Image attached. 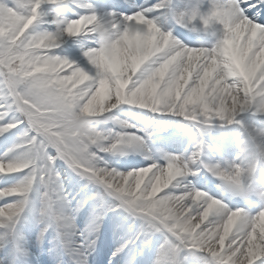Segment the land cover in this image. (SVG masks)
Listing matches in <instances>:
<instances>
[{
  "label": "snow or ice",
  "instance_id": "obj_1",
  "mask_svg": "<svg viewBox=\"0 0 264 264\" xmlns=\"http://www.w3.org/2000/svg\"><path fill=\"white\" fill-rule=\"evenodd\" d=\"M209 2L227 22L215 48L190 46L189 38L162 31L152 16L163 5L149 8L147 0L122 17H101L86 0H11V7L0 0V135L15 129L21 153L0 159V177L16 178L0 188V228H13L38 194L62 235L74 232L73 213L79 208L71 209L59 197L60 161L166 237L157 264H182L177 259L181 250L193 264H264V204L230 208L223 195L194 187L190 176L204 188L209 184L191 170L199 152L187 162L161 154V164L147 155L144 139L131 125L121 122L112 141L98 128L120 105L198 124L217 119L233 124L244 111L264 112V22L246 13L256 9L264 15V0ZM93 19L107 22L123 41L100 48L91 32ZM186 19L179 16L178 23L183 26ZM41 25H54L55 31L41 30ZM64 37H87L95 45L83 51V66L55 54ZM89 109L93 131H73V115ZM247 131L253 142L264 137V131ZM256 147L264 155V146ZM120 148L143 152L152 162L127 173L98 166L103 153ZM202 168L211 177L217 172L216 164ZM59 200L65 201L68 215L56 214ZM102 219L96 217L87 230L98 231Z\"/></svg>",
  "mask_w": 264,
  "mask_h": 264
},
{
  "label": "rangeland",
  "instance_id": "obj_2",
  "mask_svg": "<svg viewBox=\"0 0 264 264\" xmlns=\"http://www.w3.org/2000/svg\"><path fill=\"white\" fill-rule=\"evenodd\" d=\"M113 1L117 4H125L121 0ZM3 2L10 7L13 6L11 0H3ZM86 2L90 3L96 14L101 17H105L109 13H114L117 17L126 16L115 6L104 1L86 0ZM133 2H136V0H132V2L129 0L125 4L131 5V11H129L128 15L133 14L138 8L136 6L137 3ZM154 4L157 5L156 2ZM159 4L164 5V0H159ZM165 5L166 9L169 7V15L167 11L159 14L164 15V20L170 25L169 29L173 27L176 29L177 26L188 33V35H183V37H179V34L178 36L173 35L174 37L178 39L189 38L191 40L190 46H197L201 42L207 43V37H198L193 34L190 30L192 26L188 25L187 21H185L183 26L178 23L180 14L187 12L192 7L182 8L181 5H173L172 9L170 0H167ZM148 7L151 8V6ZM201 10L204 11L203 5ZM64 15L71 18L72 12L65 11ZM153 16L158 17V14L154 13ZM156 22L158 23L157 19ZM40 27L41 30L46 28L48 31H55L54 25H41ZM170 32H174V30H170ZM197 41L198 43H196ZM187 42L188 40L185 39V43ZM94 46L93 42L87 37L83 39L64 37V43L54 52L58 56L67 57L70 61L83 66L86 63L83 51ZM235 119L238 122L233 124H228L226 121L218 119L206 124H198L178 116L153 114L148 110L134 106L120 105L110 114L106 121L102 120L99 122L98 128L109 137V141H112L121 132V122L131 125L134 130H137L138 135L144 139L148 149L147 155H150L152 159L157 160L161 164L165 163V161L159 159L161 154L182 157L187 162L192 159L195 153L199 152V161L197 164L192 165L191 170L197 172L198 176H206L209 181L208 189L210 188L212 192L223 195L225 203L230 208H244L247 210L249 206L261 203L254 196L242 199L238 196L233 197L221 193L220 188H218L220 182L214 183L209 180L211 175L202 168L203 164L208 163L223 164L224 161H235L239 164L241 161L247 160L249 164L257 166L258 174H264V156L260 155V149L256 147L257 143L264 146V137H260L256 142H253L247 131V129L264 131V114L257 113L255 109H251L240 113ZM110 121L117 126L112 127L109 123ZM242 142L246 148L243 156H241V149L238 147ZM18 143L20 141L15 129L12 132L0 135V159L10 160L18 158L21 155V153L16 151ZM238 156L240 157L239 160L237 159ZM151 162L152 160L146 159V154L143 152L120 148L115 150L114 153H103L102 160L98 163V166H107L120 173H127L134 168L146 167ZM56 173L59 176L58 184L62 186L59 197L66 198L71 209L74 210L80 207L78 204H85L82 199L76 200L77 204L70 199L74 196L73 191L78 193L84 191L87 199L91 201L85 221L82 223L78 222L76 212L73 213V223L77 229L75 231L88 229L86 226L90 225L96 217L103 216V219L99 222L100 227L108 224L109 226L117 225L118 229H120V225L125 226L127 231L132 234V237L135 234L134 238L139 242V246L144 247L142 248V254L146 252V256L151 262L157 263L161 250L165 246L166 237L163 234L153 231L143 220L130 215L118 206V200L105 194L104 190L96 184L68 171L60 161H57ZM187 179L191 181L194 187L200 188L202 186L197 176H190ZM14 183H16V178L0 177V188L8 187ZM55 212L57 215L62 213L68 215V207L65 206L64 200H59L55 205ZM48 214L51 213L45 211V205L41 197L38 194H34L15 226L11 229L0 228V264H31V262H33L32 264H51L53 260L56 261L54 242L51 240L53 234L46 235L50 232L48 226H46ZM76 235L86 241L90 238L89 234L84 236V239L81 233H76ZM151 246L155 247L154 251L149 250ZM180 252H183L181 257L182 264H193L192 256L187 251L181 250ZM67 253L70 256L71 254H77L75 251ZM83 254H77L81 258L77 264H83L85 261L86 264H91V258L87 254ZM257 264H260V262L258 261Z\"/></svg>",
  "mask_w": 264,
  "mask_h": 264
},
{
  "label": "clouds",
  "instance_id": "obj_3",
  "mask_svg": "<svg viewBox=\"0 0 264 264\" xmlns=\"http://www.w3.org/2000/svg\"><path fill=\"white\" fill-rule=\"evenodd\" d=\"M202 3L203 0H194V6L187 12L181 13L180 16L187 18V24L192 26L190 30L193 34L208 38L207 43H200L201 46L210 45L215 48L219 45V34L225 29L227 22L218 13H213L210 2V8L207 11H202L200 7ZM193 12L196 13L194 18L192 17ZM90 23L92 25L91 32L95 35L100 48H109L117 40L123 41L122 33L115 32L107 22L93 19ZM91 112L92 110L89 109L84 113L73 115L72 130L84 135L91 133L93 125L88 120ZM257 113L264 114L260 111ZM238 147L241 149V156L245 155L246 148L243 142ZM237 159L239 160L240 157L238 156ZM216 168L217 172L213 178L220 181L219 187L223 194L238 196L242 199L254 196L261 204H264V174H258L255 164H249L247 160L241 161L239 164L235 161H224L223 164L217 163Z\"/></svg>",
  "mask_w": 264,
  "mask_h": 264
},
{
  "label": "bare ground",
  "instance_id": "obj_4",
  "mask_svg": "<svg viewBox=\"0 0 264 264\" xmlns=\"http://www.w3.org/2000/svg\"><path fill=\"white\" fill-rule=\"evenodd\" d=\"M97 1H99V2L104 1L108 4L115 6L119 11H121L126 16L128 15L129 11H131V7H130L131 5H125L126 3H128L129 0H121V2L125 3V4H117L113 0H97ZM116 2H118V1H116ZM131 2H132V0H131ZM148 2H149V0H147V3ZM133 3H135V4L137 3L136 6L139 7V6L145 5L146 0H136V2H133ZM174 4L181 5L182 8H188V7L194 6V0H174ZM202 5H203L204 11H207L210 8V4H209L208 0H203V3L200 5V7ZM246 13L250 16V18H253L256 22H264V15H262L261 17H258L256 12L252 9H246ZM130 15H132V14H130ZM163 17H164L163 14H159L158 17L152 16L153 19H155V20L157 19L158 24L161 26L162 31L170 32V30H172V28L169 29L170 25L168 24V22H166L164 20ZM196 43H198V41ZM81 212L82 211L79 210V211H77V214L79 216H81ZM60 215L64 216L65 214L62 213ZM53 223H55L54 220H53ZM57 231H58V234H55L51 240L52 241L54 240L53 245H55L57 243V239H59L60 242L62 243V246H63L62 248H63L64 252L71 253V252L75 251L77 253H84L85 254V253H88L89 251H91V247H90L91 245L88 242L83 241L80 237H78L76 235V233H81L83 237L86 236L88 233H90V231H88L87 229H83L80 232L79 231L76 232L74 230V232H68V233H65L63 235H62L63 229L57 227ZM114 237H118V235H113V238ZM114 240H116V238H114ZM81 243L84 244L83 248L80 247ZM96 250L97 251L94 254V258L95 259L100 258L99 253H100V251H102V253H103L102 261L109 260L111 255L115 253V252H113L112 248H108V247H103V248L97 247ZM71 256H72L71 259L73 260V262H76V261L79 262V259H81L80 256L77 254H71ZM137 260H138L139 264H151V262H149V260H147L141 256H139ZM112 261H114V264H120V258H115Z\"/></svg>",
  "mask_w": 264,
  "mask_h": 264
}]
</instances>
